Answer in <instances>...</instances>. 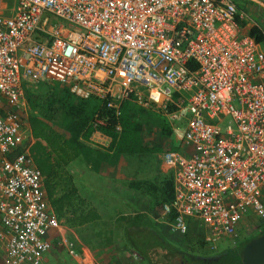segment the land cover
Wrapping results in <instances>:
<instances>
[{
	"label": "built area",
	"instance_id": "1",
	"mask_svg": "<svg viewBox=\"0 0 264 264\" xmlns=\"http://www.w3.org/2000/svg\"><path fill=\"white\" fill-rule=\"evenodd\" d=\"M238 12L234 0H17L11 16L0 14L4 264H45L60 227L24 122L26 86L44 80L115 109L135 92L185 121L175 126L180 149L163 152L174 170L163 205L173 230L195 221L210 244L236 246L244 221L262 228L264 51Z\"/></svg>",
	"mask_w": 264,
	"mask_h": 264
},
{
	"label": "trees",
	"instance_id": "2",
	"mask_svg": "<svg viewBox=\"0 0 264 264\" xmlns=\"http://www.w3.org/2000/svg\"><path fill=\"white\" fill-rule=\"evenodd\" d=\"M237 19H239L238 15ZM251 35L258 42L264 40V34L256 27L251 29ZM56 84L61 86L62 94L52 108L51 114L42 113L41 108L36 116L29 117V122L35 138L31 151L37 165L44 173L50 200L56 212L61 215L65 212L66 197L75 191V187H71V192H68L69 187H61L62 193L57 195L56 186L62 183L64 164L83 156L85 159H90L94 168L98 170L100 161L92 157L94 154L113 156L116 153L136 154L157 151L160 148L159 144H150L145 134L150 130L149 115L153 106L158 107L159 115L164 111L146 96L142 102H138L135 92L123 98L118 109H115L108 107L106 101L96 97H79L73 94L69 87L57 82ZM37 104L40 106V101ZM97 119H102L103 122H97ZM117 125L121 128L119 129ZM158 128L165 138L171 137L175 131L166 114L160 116ZM96 130L110 138L108 145L91 143L90 137ZM172 148L179 149L174 146ZM129 185L146 195H163L160 201L163 206L174 196V172L173 176L165 180L162 187L150 180H132ZM169 216L172 219L174 213ZM83 219L97 221L95 225L99 228L96 230L98 235L102 236L104 244L113 242L116 227L102 229L100 225L108 223H101L102 217L96 215L93 218L86 215ZM83 219L78 223L81 224ZM121 220H124L123 223L121 222V231L126 246L136 252L146 264H242L243 246L250 239L264 232L263 225L258 234L241 240L236 246L227 245L213 251L203 248L205 244H210L203 237L201 251H196L186 249L181 241L178 243L167 238L145 212L138 211L122 219L117 217L116 221L120 223Z\"/></svg>",
	"mask_w": 264,
	"mask_h": 264
},
{
	"label": "crops",
	"instance_id": "3",
	"mask_svg": "<svg viewBox=\"0 0 264 264\" xmlns=\"http://www.w3.org/2000/svg\"><path fill=\"white\" fill-rule=\"evenodd\" d=\"M234 1L238 6V21L242 27V31L251 35V29L256 27L264 34V0ZM16 2L17 0H0V14L11 16L14 12ZM257 43L260 49L264 51V40L257 41ZM30 129L32 131L31 125ZM177 133L178 136H180V131ZM171 138H173L172 142L168 145L165 143V146L160 147L154 152L136 154L116 153L113 156H98V154H94L92 157L100 161L98 170L94 168L92 162L89 161L90 159H85L83 156L82 158H76L70 162H66L63 166V179L60 186L69 187L68 192H71V187H75V191L71 192L66 197L65 202V222L69 227L61 224L62 219H60V217H62L61 215L63 214L60 215L56 212L48 195L50 207L60 220V227L49 233L52 246L45 253L44 263L97 264L96 261L93 260L94 258L90 247L81 240H86V238L81 237L80 239L76 234L77 242L74 243L68 240L67 231L71 227H74L72 232L75 233V228L95 225L97 221H89L90 218L84 220L83 217L86 215L91 218L95 217V215L96 217H103V211L100 210L102 208L101 206L113 207L117 214L115 217L118 216V218H120L121 215H133L138 211L145 212L167 238L180 243L181 235L184 234L172 229L170 216L165 215L163 213L162 204H158V201L162 200L163 195H146L131 188L129 185V182L132 180H150L162 187L165 180L168 179L169 176H173L174 170L164 162L163 152L171 146L180 149L181 145L176 132L172 134ZM108 140H110V138L99 130L94 131L90 137V141L93 145H99L98 143L101 145H108ZM81 219L83 220L80 224L78 221ZM114 219L116 222L117 218ZM123 221L124 220L120 221L119 226ZM194 222L195 221H193V223ZM91 231L93 235L90 237L102 239V236L98 235L96 229L91 228ZM118 239L124 241L123 234H121V236H115L114 234L111 244L99 245L102 250L107 251L108 255L119 254L121 257L120 259L123 260V249L128 247L125 242L124 245L123 243L120 244ZM62 244L65 246V250L62 246H59ZM72 248L77 251L76 254L71 252ZM4 252V246L0 244V264H4ZM132 253L136 252L132 251Z\"/></svg>",
	"mask_w": 264,
	"mask_h": 264
},
{
	"label": "rangeland",
	"instance_id": "4",
	"mask_svg": "<svg viewBox=\"0 0 264 264\" xmlns=\"http://www.w3.org/2000/svg\"><path fill=\"white\" fill-rule=\"evenodd\" d=\"M53 22H55L57 24L58 22H60V19L57 16H52L51 23H53ZM57 83H59V82H57ZM26 93H27L28 104L26 105L24 122L26 123V126L29 128V126H30L29 117L32 115L36 116L39 113V110L41 108H42V113L51 114L52 108L56 105L57 99H59L61 94H62V88H61V86H58L56 84V81L44 80V81H41L38 83L27 84ZM38 101H40V104H39L40 106H38V104H37ZM158 113H160L158 107L153 106L152 112L149 115L150 130L146 132L145 137L149 141L150 144H152V145L159 144L160 147H163L166 144L168 145L170 142H172L173 138H171V137L165 138L160 134V130L158 128V125L160 124V116L161 115L165 116V112L161 113L160 115ZM170 123L172 125H174V127H175V125L177 127H180V130L182 131L181 128L184 127L185 121L170 120ZM174 132H176L177 137L179 138L178 133H177L179 131L175 130ZM108 142H110V140H108ZM95 143H97V142H95ZM98 144H100V143H98ZM172 144H170V145H172ZM171 147H173V146H171ZM44 181H45V179H44ZM56 187L58 190L57 195L61 194L62 193V190H61L62 186H60V184H59ZM45 188H46V192H47L46 185H45ZM47 194H48V192H47ZM102 195H104V194H102ZM160 203L161 202L158 201V204H160ZM101 207L102 208L100 210L103 211V217L100 220V222L101 223L106 222L108 224L107 225H100V227L102 229H106L107 227H116L117 230H115V233H114L115 236H117V235L121 236L122 224H120V226H119V222H117V221L115 222L114 218H117L118 216L115 217L117 214L115 213L113 207L112 208L109 206L108 207L101 206ZM162 209H163V207H162ZM61 216H62V217H60V219H62L61 224L69 227V225H67L65 222V219H66L65 212ZM128 216L129 215H126V217H128ZM122 217H124V216L121 215L120 218L122 219ZM73 228L74 227H71L67 231L68 240H71L74 243H76L77 242L76 234L79 236L80 239H81V237L86 238V240L85 239L84 240L81 239V240H82V242L88 244V246L90 247V250L92 252L93 258H94L93 260H95L97 264H104V263H108V264H145V261L141 257H139V255L137 253H132V251L129 250L128 248L123 249V253H124L123 260L120 259L121 257L119 254L108 255L107 251L102 250V248H100V245H99V244L104 245V240L94 239V238L90 237L91 235H93L91 228H93V229L97 228L98 229L99 228L98 226H96V225L91 226L90 225V226H85V227H78V228H75V233L72 232ZM260 228L261 227H255V221L253 219H247L246 221H244L242 223V226L240 228V241L243 239H247L253 235L258 234L259 230H261ZM87 239H90V240H87ZM180 241L182 244L184 243V247L188 250L201 251L200 247H201L202 241H204V240H203V231H202L199 223H196V222L192 223L189 231L187 233H185L184 235H181ZM118 242L120 244L123 243V245H124V241H122V239H121V241L118 239ZM227 245H230V243L228 241H220L219 243L213 244V245L212 244H205V246L203 248H205V250H207V251H209V250L213 251V250L222 248V247L227 246ZM59 246H62V248H64V250H65V246L63 244L59 245ZM129 251H131V252H129Z\"/></svg>",
	"mask_w": 264,
	"mask_h": 264
},
{
	"label": "water",
	"instance_id": "5",
	"mask_svg": "<svg viewBox=\"0 0 264 264\" xmlns=\"http://www.w3.org/2000/svg\"><path fill=\"white\" fill-rule=\"evenodd\" d=\"M242 264H264V232L250 239L241 250Z\"/></svg>",
	"mask_w": 264,
	"mask_h": 264
}]
</instances>
